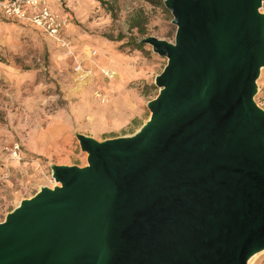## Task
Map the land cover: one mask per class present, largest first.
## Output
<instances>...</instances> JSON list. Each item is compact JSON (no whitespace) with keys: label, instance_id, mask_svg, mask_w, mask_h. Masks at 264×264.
I'll return each mask as SVG.
<instances>
[{"label":"water","instance_id":"1","mask_svg":"<svg viewBox=\"0 0 264 264\" xmlns=\"http://www.w3.org/2000/svg\"><path fill=\"white\" fill-rule=\"evenodd\" d=\"M264 0H163L172 42L148 118L0 221V264H248L264 250Z\"/></svg>","mask_w":264,"mask_h":264},{"label":"rangeland","instance_id":"2","mask_svg":"<svg viewBox=\"0 0 264 264\" xmlns=\"http://www.w3.org/2000/svg\"><path fill=\"white\" fill-rule=\"evenodd\" d=\"M66 4L68 49L29 25L0 24V221L21 199L55 184L51 165L86 164L76 133L97 140L132 134L158 93L154 78L166 58L139 41H173L163 0ZM251 264H264V250Z\"/></svg>","mask_w":264,"mask_h":264},{"label":"built area","instance_id":"3","mask_svg":"<svg viewBox=\"0 0 264 264\" xmlns=\"http://www.w3.org/2000/svg\"><path fill=\"white\" fill-rule=\"evenodd\" d=\"M60 6H66L67 0H56ZM52 8L50 0H0V16L34 26L44 35L57 41L68 49L65 30L70 21L68 13ZM264 12V1L260 8ZM107 76L110 73L103 71ZM255 103L264 110V86L254 96Z\"/></svg>","mask_w":264,"mask_h":264},{"label":"crops","instance_id":"4","mask_svg":"<svg viewBox=\"0 0 264 264\" xmlns=\"http://www.w3.org/2000/svg\"><path fill=\"white\" fill-rule=\"evenodd\" d=\"M50 1H51V4H52V8L55 9L56 11H58V12H62L61 10L64 11L67 7H69V5H66V6H60V4H59L56 0H50ZM64 12H66V13L69 14L68 10H67V11L65 10ZM69 16H70V14H69ZM7 21H16V20L8 19V18H5V17L0 16V24L5 23V22H7ZM18 22H20V21H18ZM70 22H71V17H70V21H69L67 27L69 26ZM20 23H22V24H24V25H28V24L23 23V22H20ZM29 26L35 28V27L32 26V25H29ZM67 27H66V29H67ZM35 29H36V28H35ZM37 30H38V29H37ZM65 31H66V30H65Z\"/></svg>","mask_w":264,"mask_h":264},{"label":"bare ground","instance_id":"5","mask_svg":"<svg viewBox=\"0 0 264 264\" xmlns=\"http://www.w3.org/2000/svg\"><path fill=\"white\" fill-rule=\"evenodd\" d=\"M264 70V67L263 68H261V70H260V76H259V78H258V82L257 83H259V79H260V77H261V75H262V71ZM256 255V254H255ZM255 255L254 256H252L250 259H249V262H248V264H251V262L253 261V259H254V257H255Z\"/></svg>","mask_w":264,"mask_h":264},{"label":"trees","instance_id":"6","mask_svg":"<svg viewBox=\"0 0 264 264\" xmlns=\"http://www.w3.org/2000/svg\"><path fill=\"white\" fill-rule=\"evenodd\" d=\"M162 6H163V4H162ZM164 7V6H163ZM135 27H137L136 25H134ZM141 34L143 33V30H141V31H139ZM135 44V46L136 47H140L141 46V44H139V43H137V42H135L134 43Z\"/></svg>","mask_w":264,"mask_h":264}]
</instances>
